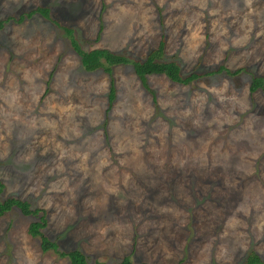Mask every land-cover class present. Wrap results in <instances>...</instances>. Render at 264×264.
Masks as SVG:
<instances>
[{"label": "rangeland", "instance_id": "obj_1", "mask_svg": "<svg viewBox=\"0 0 264 264\" xmlns=\"http://www.w3.org/2000/svg\"><path fill=\"white\" fill-rule=\"evenodd\" d=\"M84 50L164 58L188 83L129 64L87 71ZM1 199L45 215L43 234L89 264L264 261V0H0ZM240 70L229 74V71ZM0 216V264H69Z\"/></svg>", "mask_w": 264, "mask_h": 264}, {"label": "trees", "instance_id": "obj_2", "mask_svg": "<svg viewBox=\"0 0 264 264\" xmlns=\"http://www.w3.org/2000/svg\"><path fill=\"white\" fill-rule=\"evenodd\" d=\"M40 14L46 19L55 23L58 27L62 28L67 37L70 39V43L75 50V52L80 57V61L82 66L87 71H93L96 69L103 68V70L109 74H111L112 66L117 64H129L132 66L134 73L140 80L142 86L146 89L149 88L147 82V76L152 74H163L168 77L171 81L188 83L193 81L198 73H190L186 76H182L180 70V64L174 59H164V48L165 42L164 38H162L158 44V46L154 49H151L147 55L143 59H133L126 55L112 52L108 49L104 48H95L91 50H84L80 44L78 43L72 27H67L59 23L57 20L53 19L50 15L49 9L46 6H39L35 9L28 11L26 13L20 14L18 18H15L16 22L23 21L26 17H31L34 14ZM4 20L0 21V29L3 27ZM240 70L229 71V74L238 73ZM264 83V77L255 76L252 79V83L250 85V90L254 91L257 87L262 86ZM115 88L113 85V81L110 84V93H109V104L112 103L114 98ZM4 189V184L0 180V216H3L5 213L17 208L24 215H36L38 216V220L31 221L28 225V233L31 236L40 237V246L43 251L53 250L60 257H65L69 260V264H89L86 255L80 249H73L68 252L61 251L59 249L58 243L49 240L42 232V229L46 226V219L44 212L39 215L40 212L37 208H32L30 203L26 200L15 198V197H7L1 199V193ZM96 264H111L106 263L105 261H96ZM112 264H136L132 262L129 256H125L119 261ZM138 264H151L149 262H140ZM239 264H264V261L257 253H250L245 257V259Z\"/></svg>", "mask_w": 264, "mask_h": 264}, {"label": "crops", "instance_id": "obj_3", "mask_svg": "<svg viewBox=\"0 0 264 264\" xmlns=\"http://www.w3.org/2000/svg\"><path fill=\"white\" fill-rule=\"evenodd\" d=\"M67 27H71V26H67ZM73 28V27H72ZM74 32V31H73ZM75 35V34H74ZM76 37V36H75ZM163 38V37H162ZM161 38V39H162ZM160 39V40H161ZM160 42V41H159ZM164 42H165V38H164ZM159 44V43H158ZM158 44H157V46H158ZM156 46V47H157ZM155 47V48H156ZM154 49V48H153ZM164 51H165V48H164ZM163 58H164V54H163ZM133 59H138V58H133ZM164 59H166V58H164ZM168 59H172V58H168ZM167 59V60H168ZM175 60V59H174ZM178 62V61H177ZM179 63V62H178ZM117 65H121V64H117ZM124 65V64H123ZM112 69H113V67H112ZM132 71H133V68H132ZM134 72V71H133ZM135 74V73H134ZM136 75V74H135ZM152 75H163V74H152ZM149 76V75H148ZM148 76H147V79H148ZM136 79L140 82V80H139V78L137 77V75H136ZM111 81H113V85H114V88L116 89V87H115V84H114V78L112 77V70H111V75H110V81H109V88H110V84H111ZM148 82V81H147ZM140 85L142 86V84L140 83ZM109 93H110V90H109ZM109 93H108V102H109ZM114 97H115V92H114ZM113 102V101H112Z\"/></svg>", "mask_w": 264, "mask_h": 264}]
</instances>
